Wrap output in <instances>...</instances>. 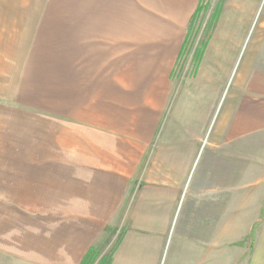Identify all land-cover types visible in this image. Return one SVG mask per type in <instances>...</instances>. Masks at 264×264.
I'll list each match as a JSON object with an SVG mask.
<instances>
[{"label": "crops", "instance_id": "obj_1", "mask_svg": "<svg viewBox=\"0 0 264 264\" xmlns=\"http://www.w3.org/2000/svg\"><path fill=\"white\" fill-rule=\"evenodd\" d=\"M63 1L19 17L18 70L14 49L0 61L16 97L55 116L24 125L29 153L0 155L2 193L50 196L39 209L55 211L25 233L23 264H81L91 248L98 264L113 232L111 264H264V0H222L179 89L201 0ZM145 10L169 27L145 37Z\"/></svg>", "mask_w": 264, "mask_h": 264}, {"label": "rangeland", "instance_id": "obj_2", "mask_svg": "<svg viewBox=\"0 0 264 264\" xmlns=\"http://www.w3.org/2000/svg\"><path fill=\"white\" fill-rule=\"evenodd\" d=\"M222 0H203V6L208 7L204 10L196 22L194 23L192 35L189 39V42L181 55L179 63L175 68L173 77L175 78V85L178 89L183 84L185 79H192L193 76L197 73V62L198 54L201 46L207 41L210 32L213 30L217 15L219 13V8L221 6ZM72 4L63 0H0V13L3 11H10L11 17L15 18L7 19L0 18V61H4L5 64L8 61V55H12L14 49L16 66L21 63V58L24 55V27L23 22L24 18H19L26 14H34V12H40L44 10H71ZM30 12V13H29ZM158 17L152 16L146 10L144 12L145 19V37H147V32L150 33L155 29L164 30L169 27V20L165 17L164 13H157ZM29 16V15H28ZM32 24V33H34V23L38 21L35 18L31 20ZM8 23V28H1L3 24ZM16 23L15 28L13 29L14 43L8 42V36L11 40V31L9 26ZM9 30L8 32L6 30ZM7 33V34H6ZM3 35V37H2ZM6 35V36H4ZM4 38V40H3ZM5 40L7 42H5ZM2 44V46H1ZM247 45V41L245 46ZM10 49V50H9ZM33 57L31 60L37 58L39 52V43H36L35 50H33ZM3 56V57H1ZM5 56V57H4ZM5 58V59H4ZM39 58L32 61V64H38ZM147 69V68H145ZM152 84H147V87L150 88ZM230 86V84H229ZM227 87V90L229 89ZM148 89V88H147ZM28 100H25L24 97L19 94V97H16V91L12 89L11 85H8L7 82L1 81L0 78V127L5 125L3 128L6 130L0 131V155L7 154L8 146L10 145L14 152L17 151L15 144H20L22 147L19 148L20 154H25V151L30 152V148H24L23 144H29L28 140L32 139L27 136L29 129L24 130V125H35L39 128V123L41 118L45 123L50 125V121H55V116L40 115L37 113L38 109L30 108L29 104H26ZM218 113L214 117V122L216 121ZM52 117L53 119H51ZM46 120H48L46 122ZM4 134V135H3ZM28 142V143H27ZM9 153V152H8ZM33 153V152H32ZM1 173V171H0ZM6 176V172L0 174ZM8 176V175H7ZM6 180L0 179V182H5ZM14 179H12V182ZM3 190H7L0 187V264H23L24 259L23 251L25 244V233L33 234L32 240L34 238H39L35 235L34 230H48L54 227L55 222V211L49 210H40V204H46L51 202L48 200V197H41L38 195H24L15 193H2ZM15 190V189H13ZM54 201V200H53ZM37 207L38 209L32 210H23L25 206ZM47 206V205H44ZM41 228V229H40ZM119 233L113 232V239L111 244H107L105 249L103 248L102 252L109 253L118 240ZM15 251V252H14ZM18 252V253H16ZM107 256V255H106ZM104 256V257H106ZM29 262V260H27ZM27 263V262H25Z\"/></svg>", "mask_w": 264, "mask_h": 264}, {"label": "trees", "instance_id": "obj_3", "mask_svg": "<svg viewBox=\"0 0 264 264\" xmlns=\"http://www.w3.org/2000/svg\"><path fill=\"white\" fill-rule=\"evenodd\" d=\"M203 0H201V2L199 3L192 19H191V22L188 26V29H187V38L185 40V46L183 47V51L185 50L188 42H189V39L192 35V31H193V27H194V23L196 22L197 18L199 17V15L207 8H205L206 6H203ZM218 16V15H217ZM120 242V238L118 239L117 243L115 244V247H113V249L111 250V252L109 253V255H107L106 257H103L98 264H111L112 262V257H113V253L114 251L116 250L118 244ZM96 257V252L93 248H91L88 252H87V255L83 258L81 264H90V260L95 258Z\"/></svg>", "mask_w": 264, "mask_h": 264}]
</instances>
